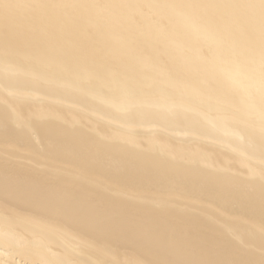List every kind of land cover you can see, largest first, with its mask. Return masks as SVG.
<instances>
[{
  "label": "bare ground",
  "instance_id": "obj_1",
  "mask_svg": "<svg viewBox=\"0 0 264 264\" xmlns=\"http://www.w3.org/2000/svg\"><path fill=\"white\" fill-rule=\"evenodd\" d=\"M0 264H264V0H0Z\"/></svg>",
  "mask_w": 264,
  "mask_h": 264
}]
</instances>
